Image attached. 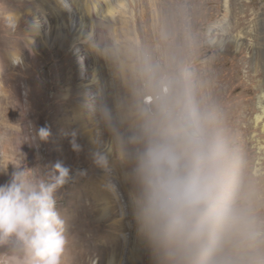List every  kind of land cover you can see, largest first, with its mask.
<instances>
[{
	"label": "rangeland",
	"instance_id": "rangeland-1",
	"mask_svg": "<svg viewBox=\"0 0 264 264\" xmlns=\"http://www.w3.org/2000/svg\"><path fill=\"white\" fill-rule=\"evenodd\" d=\"M236 21L240 28L232 33ZM251 27L264 37V0H0V164L14 160L20 149L29 168L47 172L59 161L72 170L73 180L56 193L69 236L63 264H150L126 206L115 153L105 168L90 160L91 151H103L108 143L95 114L99 90L134 110L138 104L151 107L157 96L171 95L187 82L191 93L182 98L213 118L236 161L237 137L226 125L231 119H221L224 130L216 123L218 111L195 91L205 98V83L215 88L225 113L242 90L254 105L256 87L245 78L253 42L248 38L236 54L210 43H224ZM174 50L180 62L170 59ZM16 54L21 66L12 64ZM195 70L201 79H189ZM19 125L33 131L47 126L51 136L24 142ZM242 126H251V119ZM253 135L264 147V139L249 131L244 141L253 149L240 169L251 177L264 166L256 143H248ZM73 139L80 151L73 150ZM12 171L9 164L0 184ZM250 200L255 211L263 207ZM13 260L0 249V264Z\"/></svg>",
	"mask_w": 264,
	"mask_h": 264
},
{
	"label": "clouds",
	"instance_id": "clouds-1",
	"mask_svg": "<svg viewBox=\"0 0 264 264\" xmlns=\"http://www.w3.org/2000/svg\"><path fill=\"white\" fill-rule=\"evenodd\" d=\"M12 64L21 66V56ZM95 114L108 143L106 150L91 151L90 160L105 168L115 153L126 206L150 264H264L254 255L264 244V218L252 207L232 150L210 115L179 95L126 110L103 89ZM252 120L264 123V92L256 96ZM19 127L24 142L51 136L47 126ZM70 143L80 151L75 139ZM24 161L18 149L14 160L0 164L5 175L13 166L0 184V249L14 257L12 264H63L69 236L56 193L73 180L72 170L57 161L41 172Z\"/></svg>",
	"mask_w": 264,
	"mask_h": 264
},
{
	"label": "bare ground",
	"instance_id": "bare-ground-1",
	"mask_svg": "<svg viewBox=\"0 0 264 264\" xmlns=\"http://www.w3.org/2000/svg\"><path fill=\"white\" fill-rule=\"evenodd\" d=\"M80 15V13L78 14ZM78 18H80V16H78ZM82 28L83 26L80 25L77 29H75L73 32V36L76 38H79L81 36H79L82 33ZM240 28V24L236 21L232 24V33L235 32L234 30H239ZM222 35H228L227 32H223ZM249 38V40L253 43H251L252 45V50H253V54H251V56L249 55V58L247 59V71L245 78L247 79V81L250 84H253L256 87V93H255V103L254 105L249 104L245 99H244V95L243 90L241 93H239L238 95L234 96V102L232 103V106L229 105L230 110L228 111V113H225L224 111H222L220 109V106H222V99L220 96H218L217 94H215V88L210 87L208 84L206 85L205 83V87L207 89H204L205 91V98H203V95L201 93H199L198 90H196L195 92H197V96L196 94H194L196 97H198V99L200 100H206V103L208 104V106H210L213 109H216L218 111V114L220 115L219 118L216 119V123L221 126L224 130L226 129L224 127V125H221V119L227 120V119H231V123L229 121V124H226L227 126L231 125L232 128V137H237L235 139L236 141V145L237 150H235V153L237 156H239L237 158V160L235 161L236 166L239 171V175L242 181V184L245 188V190L249 193V196L251 198H253L254 200H256L260 206H263L262 208H258L255 212L256 214L261 217L264 218V168L262 169L263 164L259 165L261 167V169L259 168L258 171V175L257 176H253L251 177L250 174H247V170L246 168L240 169L241 167V162L242 159L248 158L250 156V154L252 153V149L251 147H249L248 145H246V142L244 141V139L246 138L247 134L250 132H254L255 134H257L258 136H261L262 139H264V123H260V124H256L253 122L252 117L254 112L256 111V96L261 93L264 92V37H259L256 36L253 32H252V27L248 30H240L238 31L236 34H232V37L227 36L226 39L224 40V43L220 42L219 43H215L212 39L210 41L211 45L213 44L214 46L218 47V48H223V47H227V49H232V52H234V54H236L237 51H243L244 50V46H245V42L247 41V39ZM178 52L176 50L173 51L172 54H170V59L172 61L175 62H180L179 58H178ZM233 55V54H232ZM234 57V55L232 56ZM81 58V56H80ZM197 63V62H196ZM209 64L206 63L207 67ZM205 69V68H204ZM197 72H194L193 75H191L189 77V79H201V75L202 72L200 70H195ZM207 79V78H206ZM181 87L176 88L175 90H173V94L171 95H179V96H187L188 94L190 95V86L188 85L187 82H182L181 83ZM170 94V93H169ZM222 104V105H221ZM247 119H251V126H247L246 128H244L243 130H241L240 128H242V124L245 123V120ZM218 120V121H217ZM234 132V133H233ZM231 135V134H230ZM223 136V135H221ZM261 139L257 138L256 135H253L252 137L249 138V145H253V143H256V147H258L257 149L259 150L260 154H262V158H259V162L264 160V147L262 145H260ZM106 150V149H104ZM236 156V157H237ZM260 156V155H259ZM236 159V158H235ZM249 166L251 164V168L254 164L253 162H248ZM260 164V163H259ZM264 167V166H263ZM110 238V237H109ZM114 239V238H113ZM108 241H110L108 239ZM109 243V242H108ZM114 243V242H113ZM115 244V243H114ZM113 244V245H114ZM104 245V244H103ZM105 250V249H104ZM254 255L257 256L258 259H262L264 260V244H262L259 249L257 250L256 253H254ZM111 262V261H109Z\"/></svg>",
	"mask_w": 264,
	"mask_h": 264
},
{
	"label": "water",
	"instance_id": "water-1",
	"mask_svg": "<svg viewBox=\"0 0 264 264\" xmlns=\"http://www.w3.org/2000/svg\"><path fill=\"white\" fill-rule=\"evenodd\" d=\"M149 99H147V101H148Z\"/></svg>",
	"mask_w": 264,
	"mask_h": 264
}]
</instances>
